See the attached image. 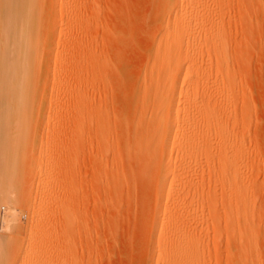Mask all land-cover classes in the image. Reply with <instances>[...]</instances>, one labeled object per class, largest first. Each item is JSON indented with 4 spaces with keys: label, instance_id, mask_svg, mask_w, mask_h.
I'll return each instance as SVG.
<instances>
[{
    "label": "rangeland",
    "instance_id": "1",
    "mask_svg": "<svg viewBox=\"0 0 264 264\" xmlns=\"http://www.w3.org/2000/svg\"><path fill=\"white\" fill-rule=\"evenodd\" d=\"M164 1L46 0L38 13L42 45L26 150L50 178L42 180L44 192V185L28 175L34 160L24 163L15 228L20 233L13 236L19 245L29 216L41 214L37 228L50 241L41 244L50 249L46 260L51 264H160L157 251L174 241V232L187 237L181 243L185 251L177 255L184 258L191 248L198 264H264V0H195L199 19L191 30L196 41L188 34L164 36V30L181 25L178 9L190 0H175L166 19ZM215 29L225 45V63L205 43L206 32ZM174 40L182 42V53L169 54L165 63L171 69L193 51L192 70L202 77L196 101L182 100V111L171 116V123L184 113L197 120L201 105L211 101V111L224 122L242 158L234 191L222 173L226 156L220 137L213 128L204 131L208 142L186 160L184 188L158 204L161 142L147 123L160 105L167 107L186 92L177 90L164 100L172 79L151 80L155 63L150 57L157 43ZM148 137L158 145L144 144ZM140 144L158 152L149 154L146 147L140 152ZM40 145L50 146L49 152ZM171 159L173 165L180 158L172 153ZM177 173L160 183L170 184ZM43 194L48 198L39 202Z\"/></svg>",
    "mask_w": 264,
    "mask_h": 264
},
{
    "label": "bare ground",
    "instance_id": "2",
    "mask_svg": "<svg viewBox=\"0 0 264 264\" xmlns=\"http://www.w3.org/2000/svg\"><path fill=\"white\" fill-rule=\"evenodd\" d=\"M165 1L164 6L167 5L164 10L166 19L167 17H171L172 11L176 7V1L168 0V4H165ZM45 2L46 0H0V229L2 230L0 231L11 234L0 235V264H51L50 261V263L47 261L48 259L46 260V256L49 257L48 255L51 254L49 252L50 249L48 250L44 245H42V234L38 230V228L41 227H38V225L43 219V216L41 214L29 216V220L26 221L24 236L21 239L19 245H17L16 242L17 237L13 236V233H20V231L16 232L15 228L16 225H18L17 223L20 222H18L19 213L17 210H20L18 209L20 200L19 196H21V193H19L21 192V190L19 191V188L20 185H23L21 184V182L23 181L22 178H24L23 167H25V165H28V162L27 164L25 162L29 159L30 161L34 160V162L31 164V171L28 167L29 172H31L28 175L32 176L33 182L38 181V185H41L44 183V181L42 182V180L50 178L48 171L43 170V167L41 166L39 161L35 160L34 154L30 153V149H28V151L26 150L27 147H29L26 146L28 145L26 144V142L29 143L30 140H32L33 130H30L31 124H33L31 103L34 89H36V75L37 71L39 70L38 53L42 45L39 33L42 17H38V13H41L44 10ZM197 5L198 4H196L195 0H190L185 6H180L177 14L179 16L181 25L179 27L175 25L168 31L164 30V36L175 37L178 34H188V40L196 41L197 39L195 38H197L198 36H195L197 33L195 34V32L191 30V28L192 25L197 23L199 19V10H197ZM206 33L205 43L207 47L211 49L212 54L216 59H220L222 63H225L227 59L225 45L223 39L219 37L220 35L218 36V31L215 29ZM195 41L192 42L195 43ZM156 45L157 48H154L152 50V54L150 57L151 60H153V62L155 63V67H151L150 79L152 80L153 77H156L157 79L165 78L166 81H169L170 78L172 79V83H168L169 85L167 84L165 87L164 100L174 95L177 90H180V92L182 93L186 92V95L184 97H180L177 101L173 100L172 102L167 104V107L164 104L160 105V107L156 110L158 112L155 113V116L149 123V125L146 122L148 129L150 127L154 131V134L152 135L153 138H155L154 140H156L157 143L161 142L159 144V146H161L159 150L160 153L159 155H157L161 157V161L159 160L160 158L156 156V159H158V163L156 164H161L159 165L160 168L158 167L159 171L157 170L158 174H155L156 179L158 177L157 182L159 181L158 186H156L157 184L155 185L158 188V192L156 191L157 203L161 204L164 198H168V196L170 194L172 195L174 192L177 194L180 189L184 188L186 184V180H184V177L190 167L187 164L186 160L192 155H196L201 149L204 148V146H206V142L208 141H206V136H203V132L212 131V128L214 134L219 135L222 152L224 153L223 156H226V159H224L226 160V162H224V168L222 167V173L224 176H226V180H229L230 182V186H228V188L235 191V188H237L239 185L237 161L242 158V154L240 155L237 148L238 146L233 144L234 141L229 142L228 137L230 135H228V129L227 127H224L225 124H222L224 123L223 121H221L222 119L211 111V109L213 108L210 104L211 101L209 103L207 102L201 105L202 107L198 110L197 113L199 115V118L197 120L196 117H191L192 113H184L183 116L179 118L175 124H172L170 120L172 115H178L180 113V105L182 100L194 101L195 99H197L196 96L198 95L199 88L198 79L200 78V76L202 77V75H199L192 70V65L193 63H195V58L192 55L193 51L191 53L188 52L185 57L177 60L173 67H171L170 69V65L165 63V61L167 60V56L169 54H173L174 56L180 55L183 50L182 42L179 40H174L171 45H169L168 43H166L165 45L157 43ZM54 72L53 74H55ZM179 82H181V84ZM222 82L224 84V81ZM228 88L231 87L229 86ZM159 89L160 87L157 86L158 92ZM227 90L229 91L230 89ZM152 91L154 92V89H152ZM212 133H210V135ZM152 136L150 137L152 138ZM148 139L149 137L147 138V140ZM200 141L202 142L200 143L202 147L198 144ZM156 142L154 143V141L152 140L151 143V141L148 140V142H144V144L146 143L150 146V144L156 145ZM40 146H38L37 148H39ZM44 146L48 151L50 146ZM137 146L140 148V152L142 148L146 147L143 146V144ZM43 147L41 146L42 149H44ZM147 148L148 147H146L145 149ZM42 149H40L39 152L42 153ZM45 149L43 150L44 152ZM151 149L152 146L149 147L147 151H149V154H154L152 153V151H150ZM153 149L154 151H156L155 153L158 152L157 150H155V148ZM50 150L52 151V149ZM172 153H176L180 158L178 160H175V163L173 165L171 159ZM46 155H49V153ZM46 155L44 154V156ZM173 172L178 173L172 179L170 184L162 185L160 182L164 180L167 175ZM47 184L49 183L47 182ZM42 187V190L44 189V192H46L45 189L47 188V185H44ZM46 198H48L47 194H43L39 202H42L43 200L45 201ZM175 203L178 204L180 203V201H175ZM237 204L235 203V205ZM65 208L66 206L63 207V209ZM242 210H240L239 208V210H237V213L238 211H240L238 214H241L243 212ZM29 211L30 208H27L28 213ZM60 211H62V209ZM237 213L236 215L239 216ZM243 223H246L248 225L247 218L244 219ZM158 236L161 243L166 241V236L162 233H159ZM174 236V241H172L171 244H163L164 246L160 247V249L157 251V258L160 264H198L196 252L191 248L187 249L188 254L186 257L182 258L177 255L179 252L185 251V245L181 243L184 242L185 238L187 237L181 239V234H178L177 232H174ZM44 239L47 240L46 237ZM47 241L50 244V241ZM47 241L43 242L47 243ZM47 248L50 247L47 246Z\"/></svg>",
    "mask_w": 264,
    "mask_h": 264
}]
</instances>
